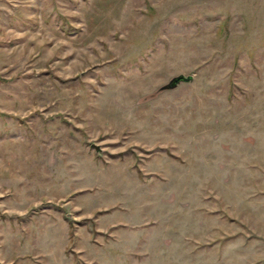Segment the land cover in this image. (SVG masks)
Segmentation results:
<instances>
[{
  "label": "rangeland",
  "instance_id": "374dc122",
  "mask_svg": "<svg viewBox=\"0 0 264 264\" xmlns=\"http://www.w3.org/2000/svg\"><path fill=\"white\" fill-rule=\"evenodd\" d=\"M0 264H264V0H0Z\"/></svg>",
  "mask_w": 264,
  "mask_h": 264
},
{
  "label": "water",
  "instance_id": "95a60500",
  "mask_svg": "<svg viewBox=\"0 0 264 264\" xmlns=\"http://www.w3.org/2000/svg\"><path fill=\"white\" fill-rule=\"evenodd\" d=\"M192 79V75L191 74H182V73H178L176 75H173L165 85H163V87H172L174 86L176 83L180 82V81H189ZM91 146L94 147V149H97V145L94 143H91Z\"/></svg>",
  "mask_w": 264,
  "mask_h": 264
}]
</instances>
